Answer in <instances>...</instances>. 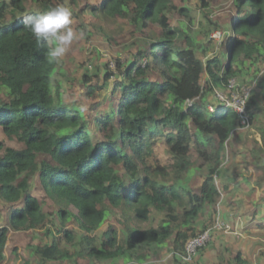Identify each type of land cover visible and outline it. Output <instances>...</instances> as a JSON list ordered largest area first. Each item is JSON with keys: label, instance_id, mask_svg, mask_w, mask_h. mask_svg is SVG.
<instances>
[{"label": "trees", "instance_id": "obj_1", "mask_svg": "<svg viewBox=\"0 0 264 264\" xmlns=\"http://www.w3.org/2000/svg\"><path fill=\"white\" fill-rule=\"evenodd\" d=\"M64 1L0 0V131L22 144L0 143V203L11 209L0 228V264L10 232L30 230L40 241L28 247L46 263L140 264L164 249L186 257L189 240L219 218L216 180L227 172L224 146L245 125L225 103L210 110L209 94L242 78L246 61L264 64V0H234L237 14L222 41L213 36L218 23L201 22L194 29L192 10L173 0H102L91 10L98 18L127 20L140 32L151 26L159 31L130 43L134 49L125 64L118 63L110 89L112 103L92 122L79 106H67L63 66L49 60L24 24ZM29 3L34 11L26 9ZM174 13L184 19L178 26L171 21ZM262 76L252 77L247 123L264 111L255 91L258 84L264 88ZM90 80L85 73L81 84L93 95L113 78L108 74L97 86ZM260 133L262 142L253 152L264 159V128ZM158 141L174 160L170 183L148 161ZM259 177L262 185L264 174ZM195 178H200L196 187ZM48 199L78 212L60 207L62 224L56 225L47 220ZM263 205L264 191L254 216ZM71 218L81 236L67 229ZM205 249H198L199 261ZM225 264L250 263L235 253Z\"/></svg>", "mask_w": 264, "mask_h": 264}, {"label": "rangeland", "instance_id": "obj_2", "mask_svg": "<svg viewBox=\"0 0 264 264\" xmlns=\"http://www.w3.org/2000/svg\"><path fill=\"white\" fill-rule=\"evenodd\" d=\"M7 1L10 2V0ZM101 2L102 0H66L62 4H56V7L60 5L70 7L74 16L72 27L77 32L83 31L85 33L83 38L72 43L58 64V66H63L66 73L63 78V99L68 107L79 106L91 122L94 117L103 115L112 103L110 89L119 73L118 63L123 62L125 64L130 58V52L134 49L128 48L130 43L141 39L143 35L155 36L159 31L158 27L151 26L146 31L140 32L135 30L127 20L120 18L100 19L92 14L91 10L99 6ZM173 3L179 7H188L192 10L197 25L194 29L202 25L201 22L203 24L207 21L218 23L221 28L213 34V36L216 35L214 36L216 41L223 40L225 27L237 14L234 0H173ZM35 7L34 4L29 3L26 9L28 12L29 10L34 11ZM171 21L175 26L184 19L174 13ZM210 55H213V51H210ZM241 69L243 70L242 78H234L227 87L216 88L209 94L210 104L208 107L210 110H214V105L219 103L234 107L235 101H237L234 98L242 96L243 90L252 86L254 80L252 77L262 76L264 64L246 61ZM85 73L91 77V85L97 86L101 79L108 74H112L113 80H110L103 90H97L95 94L88 95L84 85L81 84L82 75ZM256 73L258 74L256 75ZM255 91L257 93L256 99L264 107V88L258 84ZM222 98L225 101H221ZM261 128H264V111L255 120L245 123L244 126L235 130L224 146L227 172L224 179L217 178L216 180L220 191V215L218 218L220 221L218 222H222L224 227L219 226L221 229H215L211 242L204 246L206 249L202 251V259L198 260V252L192 261H187L184 256L175 257L170 249H164L155 256L151 255L147 261L140 264H225L228 258L235 253H240L250 264H264V205L258 208L257 216L253 214L254 205L263 196L264 191V183L262 185L257 184L259 176L264 174V159L257 157L253 152L255 149L259 150L257 142H262ZM0 143L5 147H22L18 140L7 137L2 131H0ZM189 145L191 148L190 155L195 161L197 160L194 151L195 145L192 142ZM154 149V154L148 158V161L150 165L158 166L160 169L153 172L161 173V180L173 182L176 173L172 167L174 165L172 155L162 142L158 141L154 145ZM2 152L0 150V155ZM161 168H163L162 171ZM165 168L167 170H164ZM199 182L200 178H195L193 181L195 187L198 186ZM252 188L255 189L254 192ZM253 193H255L254 201ZM60 207L53 204L49 199L45 205V210L49 215L47 220L53 221L56 225L62 224L58 212H56ZM62 208L60 211L66 208L72 214L78 212L72 205ZM10 210L0 203V228L6 226L7 214ZM217 220L215 224L218 223ZM110 222L114 221L110 220ZM48 224L50 225V223ZM66 227L72 230L75 235H82L74 218L67 221ZM43 230H39L38 233H43ZM35 234L33 230L26 232L11 231L7 242L6 260L2 264H139L122 261L100 263L91 262L88 259H81L78 262H42L31 253L28 247L39 243V237ZM62 243L71 251L74 250L63 240ZM222 253H224V259L221 258ZM222 261L226 262L222 263Z\"/></svg>", "mask_w": 264, "mask_h": 264}, {"label": "clouds", "instance_id": "obj_3", "mask_svg": "<svg viewBox=\"0 0 264 264\" xmlns=\"http://www.w3.org/2000/svg\"><path fill=\"white\" fill-rule=\"evenodd\" d=\"M24 24L37 44L46 49L49 60L57 63L72 43L85 35L83 31L74 30L73 12L70 7L64 5L54 7L43 15L29 16L24 20Z\"/></svg>", "mask_w": 264, "mask_h": 264}, {"label": "built area", "instance_id": "obj_4", "mask_svg": "<svg viewBox=\"0 0 264 264\" xmlns=\"http://www.w3.org/2000/svg\"><path fill=\"white\" fill-rule=\"evenodd\" d=\"M230 84H231V81L229 82V85ZM251 90H252V87H247L243 90L242 96H236L234 98V100L237 99V101H235V106L233 108L239 114L240 118L242 119L243 124L247 123L248 121V113L246 111V104L249 99ZM221 101H225V99L222 98ZM219 226H222L221 228H223L224 224L222 222H218L215 224L213 228L205 230L202 233H200L198 236L189 240L186 246L187 255L185 259L187 261H192L194 257L196 256L198 249L206 246L208 243L211 242L213 232L215 231V229H221L219 228Z\"/></svg>", "mask_w": 264, "mask_h": 264}]
</instances>
